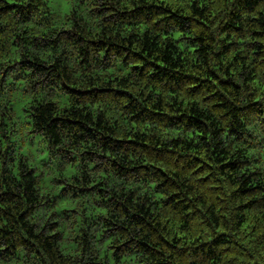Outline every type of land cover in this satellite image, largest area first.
<instances>
[{
    "label": "clouds",
    "instance_id": "1",
    "mask_svg": "<svg viewBox=\"0 0 264 264\" xmlns=\"http://www.w3.org/2000/svg\"><path fill=\"white\" fill-rule=\"evenodd\" d=\"M0 264H264V0H0Z\"/></svg>",
    "mask_w": 264,
    "mask_h": 264
}]
</instances>
